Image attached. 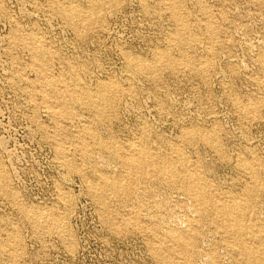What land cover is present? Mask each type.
<instances>
[{"label":"rangeland","instance_id":"rangeland-1","mask_svg":"<svg viewBox=\"0 0 264 264\" xmlns=\"http://www.w3.org/2000/svg\"><path fill=\"white\" fill-rule=\"evenodd\" d=\"M66 1L0 0V264H159L150 251L152 227L159 236L176 227L192 236L198 230L188 264H237L216 227L198 223L192 200L165 181L145 179L130 200L108 195L103 209L91 190L96 170H123L83 130L122 150L143 143L175 156L178 148L214 198L241 197L253 187L249 212L264 238V0H182L189 39L183 52L206 67L158 68L149 76L128 59L149 64L163 51L179 56L162 0H114L90 27L76 28L57 7L81 9L87 0ZM30 36L47 52L46 74L62 91L108 86L101 119L68 96L69 114L60 122L48 117L45 108L57 101L49 106L45 99ZM194 129L202 135L184 137Z\"/></svg>","mask_w":264,"mask_h":264},{"label":"bare ground","instance_id":"bare-ground-1","mask_svg":"<svg viewBox=\"0 0 264 264\" xmlns=\"http://www.w3.org/2000/svg\"><path fill=\"white\" fill-rule=\"evenodd\" d=\"M162 2L167 10L170 11L171 17L176 26L173 33L170 34L168 41L173 44L175 48L177 47L179 49L178 58L173 59L169 53L163 51L160 54H155L152 62L149 64L141 62L137 58H131L128 59V65L130 67L139 66L140 72L147 76L153 75L158 68H167L175 71L180 66H184L190 71L193 70L197 73H202L206 67L207 61H196L197 63H200L196 66L194 61L183 52V49L189 43V39L187 36V24L183 21L184 19H182V0H162ZM87 3L88 5L81 9L79 7L64 8L63 6H58L57 10L61 18L69 26L76 28L78 24H84L86 27H90L100 18L103 5L113 4L114 0H87ZM206 26L209 30V41L212 42L215 33L213 24L212 22L207 21ZM27 41L29 42L28 46H31V50L37 62L35 64V69L39 77L40 85L42 89H44L45 99L49 100V106L51 105V100L54 99L57 101L54 108H45L48 117L55 122H60L69 114L67 110L68 101L66 102L64 100V96H68L71 100L83 101V104L96 108V117L97 119H101L103 114L102 107L110 101L107 95L108 86L98 84L93 93H90L85 88L78 91L67 88L65 91H62L46 74L48 65L44 63L43 60L47 56V52L43 49L40 41L37 37L35 38L33 36L28 37ZM20 43L23 42L20 41ZM204 59H206V57H204ZM247 107V111L253 112L255 110V106ZM83 133L95 138L96 144L100 149L111 152L110 159L118 162L123 170V175L114 174L112 172L104 173L103 171L96 170L98 177L97 179H94V182H91V190L92 193L96 195L95 198L103 209L107 206L108 195L113 196V198L130 200L131 195L136 190V185L145 179L152 178L155 182L165 181L179 195L192 200L194 213L197 216L198 223L207 221L216 227L225 247L236 256L237 264H264V238L260 236V230L256 229V226L252 224V220L254 221L253 213L249 212L251 211L252 201L254 199V190L252 191L253 187L248 186L245 188L241 197L221 194V196L214 198L206 191V188L209 187V185L197 172V166L183 156L181 154L182 151L178 148L174 151L172 150L173 154L175 153V156L150 150L143 143L128 145L126 150H122V148L118 149L114 147L108 141L100 140L94 134L89 132V130H83ZM192 134L199 135L201 132L194 129L191 132L185 133L184 137H190ZM205 134L203 136L207 137V139L205 138L207 140L206 142L214 146L215 138L209 136V134ZM79 144L81 152L85 154L88 153L85 144L83 142ZM58 155L63 156L64 153L61 151ZM240 166L249 169L247 163H243ZM126 177L127 181H125ZM136 218L138 219L137 212L133 219L134 222L136 221ZM135 226L137 227V223ZM181 229L177 227L175 229H170L161 236H159L160 234L157 227L148 229V233L152 236L153 241V244L150 246V251L159 264H188L191 261V253L193 252L194 247L193 238L197 236L198 230L195 235L192 236L189 233L190 229L187 231H182ZM139 230H141V232L144 231L143 228H139ZM180 258H183V261H179L178 259Z\"/></svg>","mask_w":264,"mask_h":264}]
</instances>
